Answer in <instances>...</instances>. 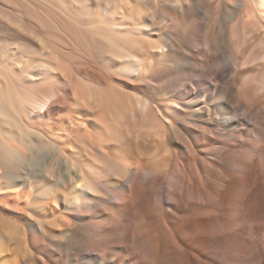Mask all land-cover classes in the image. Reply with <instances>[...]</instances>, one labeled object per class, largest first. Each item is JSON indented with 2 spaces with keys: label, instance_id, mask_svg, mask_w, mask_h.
<instances>
[{
  "label": "bare ground",
  "instance_id": "bare-ground-1",
  "mask_svg": "<svg viewBox=\"0 0 264 264\" xmlns=\"http://www.w3.org/2000/svg\"><path fill=\"white\" fill-rule=\"evenodd\" d=\"M0 264H264V0H0Z\"/></svg>",
  "mask_w": 264,
  "mask_h": 264
},
{
  "label": "rangeland",
  "instance_id": "rangeland-1",
  "mask_svg": "<svg viewBox=\"0 0 264 264\" xmlns=\"http://www.w3.org/2000/svg\"><path fill=\"white\" fill-rule=\"evenodd\" d=\"M211 27H209V29H210ZM211 29H213V28H211Z\"/></svg>",
  "mask_w": 264,
  "mask_h": 264
}]
</instances>
